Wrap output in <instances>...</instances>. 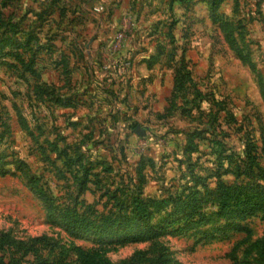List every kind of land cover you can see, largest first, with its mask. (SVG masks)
Segmentation results:
<instances>
[{
    "label": "rangeland",
    "instance_id": "1",
    "mask_svg": "<svg viewBox=\"0 0 264 264\" xmlns=\"http://www.w3.org/2000/svg\"><path fill=\"white\" fill-rule=\"evenodd\" d=\"M249 163L264 170V0H0L5 263L264 264V215L217 200ZM195 192L205 219L168 225ZM138 193L154 241L70 232L67 212L114 217Z\"/></svg>",
    "mask_w": 264,
    "mask_h": 264
},
{
    "label": "trees",
    "instance_id": "2",
    "mask_svg": "<svg viewBox=\"0 0 264 264\" xmlns=\"http://www.w3.org/2000/svg\"><path fill=\"white\" fill-rule=\"evenodd\" d=\"M246 158L251 159V151L246 149ZM252 164L245 165L244 171L241 173L242 180L238 185L231 187L219 186L217 188L218 197L220 202V210H228L232 208L237 215H264V170L258 169L257 173L252 170ZM6 171L0 169V177L6 176ZM238 177V176H237ZM38 180L31 178L28 181V187L43 200L44 194L41 189L37 188ZM228 192V193H225ZM203 200L197 196V193H193L190 196L189 204L184 205L185 208H189L190 211L186 213L180 220L172 221L168 223H178L181 220L186 222H195V218L198 221L205 219L201 213ZM151 202L141 196L140 193L131 197L129 205L123 207L122 204L118 205V213L114 217H100L99 220H92L89 217H81L76 213H68V222L70 232L73 234H90L93 236L104 235L112 230L111 233L117 234L119 239L112 242L111 245L124 246L126 244L142 243L154 241L162 235V229L155 227L151 223L153 211L150 207ZM123 207V208H122ZM235 230L241 231L242 227L233 226ZM35 244L47 245L44 238H37L34 241ZM13 241L0 234V251H3L5 247H10ZM75 259L71 263H50V264H109L108 262L99 259L98 249L88 248L81 249L75 248ZM135 262L143 258V253L138 254V258L134 256ZM158 257V261L160 260ZM12 260L5 263L3 261V254L0 255V264H12ZM165 262V261H164ZM37 264H49L45 260H40Z\"/></svg>",
    "mask_w": 264,
    "mask_h": 264
},
{
    "label": "water",
    "instance_id": "3",
    "mask_svg": "<svg viewBox=\"0 0 264 264\" xmlns=\"http://www.w3.org/2000/svg\"><path fill=\"white\" fill-rule=\"evenodd\" d=\"M134 131H135V133L137 135H141V132H140V128L139 127H136Z\"/></svg>",
    "mask_w": 264,
    "mask_h": 264
},
{
    "label": "built area",
    "instance_id": "4",
    "mask_svg": "<svg viewBox=\"0 0 264 264\" xmlns=\"http://www.w3.org/2000/svg\"><path fill=\"white\" fill-rule=\"evenodd\" d=\"M121 65H122V66H121ZM121 65H120V66L123 67V69H124V67L128 66L129 63H128V62H125L124 64H121Z\"/></svg>",
    "mask_w": 264,
    "mask_h": 264
}]
</instances>
